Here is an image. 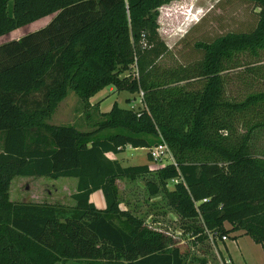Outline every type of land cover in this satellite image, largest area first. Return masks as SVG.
<instances>
[{"label":"trees","instance_id":"16d2710c","mask_svg":"<svg viewBox=\"0 0 264 264\" xmlns=\"http://www.w3.org/2000/svg\"><path fill=\"white\" fill-rule=\"evenodd\" d=\"M170 1L0 0V36L54 14L0 44V264H183L169 235L118 206L121 180L148 165L105 155L160 142L175 165L152 174L169 207L200 225L190 235L239 230L264 255V148H251L264 132V89H252L264 82V0H241L256 8L247 21L186 41L193 60L165 67L156 19ZM237 84L247 87L240 97ZM107 86L141 92V105L112 102L90 131L45 123L68 90L87 106ZM15 176L72 177L73 204L10 201ZM96 190L102 209L89 200Z\"/></svg>","mask_w":264,"mask_h":264},{"label":"rangeland","instance_id":"374dc122","mask_svg":"<svg viewBox=\"0 0 264 264\" xmlns=\"http://www.w3.org/2000/svg\"><path fill=\"white\" fill-rule=\"evenodd\" d=\"M254 10L256 8L241 0H173L159 6L156 19L157 32L169 50L168 57L161 60L163 66L173 65V61L177 63L193 60V53L188 50V46L184 45L186 41L190 45L194 40L204 36L210 37L215 33L234 29L242 23L244 18L247 21L251 11ZM53 15L44 16L1 35L0 44L43 27ZM261 88L264 89V82L252 86V89ZM109 89H112V92ZM246 90L247 87H242L240 84L232 87V91L238 93L237 97L244 94ZM105 93L109 94L104 97V100L102 99L98 108L95 106L100 99L98 97ZM126 95L125 91L107 86L95 98H91V103L88 102L86 106V103L73 91L68 90L44 121L46 124L71 125L81 131H90L94 128L95 122L100 119L99 111H106L113 100H117L118 106H129L131 109L141 105L138 93L133 94L130 99H125ZM34 97L37 98L38 95ZM124 148L119 159L123 166L143 163L148 165L146 148H132L128 145ZM251 148L253 151L264 148V132L256 131L253 134ZM69 179L72 178L15 176L9 183L8 198L13 202L31 201L71 206L73 201L69 198L72 192ZM146 180L148 184H145ZM166 187L170 189L172 182L167 181ZM118 206L129 210L146 223L158 227L169 235L180 250L183 264H224L225 261H230L227 251L233 256L235 264H258L263 260L260 246L252 242L247 235L240 234L239 230L230 232L225 240L216 238L213 243H210L207 238L201 241L193 238L190 235V229L198 228L200 225L193 219L180 217L169 207L164 194L159 191L152 170L143 176H137L134 180H121ZM224 226L227 228L229 225L225 223ZM233 236L235 238H232ZM54 264L86 263L80 260H59Z\"/></svg>","mask_w":264,"mask_h":264},{"label":"built area","instance_id":"2783aa9c","mask_svg":"<svg viewBox=\"0 0 264 264\" xmlns=\"http://www.w3.org/2000/svg\"><path fill=\"white\" fill-rule=\"evenodd\" d=\"M138 95L141 97V92L138 93ZM147 154L149 156V163H148V169L149 170H154L157 167L163 166L166 163H171L175 165V162L171 156V153L167 147V145L164 142H160L156 145L151 146L150 148L147 149ZM175 179H171V182H175ZM207 235V239L210 243H213L214 240L212 237V234L209 233L208 231H205ZM226 236H221L219 239L225 240ZM218 239V238H217ZM225 262H228L225 261Z\"/></svg>","mask_w":264,"mask_h":264},{"label":"crops","instance_id":"0c3cea01","mask_svg":"<svg viewBox=\"0 0 264 264\" xmlns=\"http://www.w3.org/2000/svg\"><path fill=\"white\" fill-rule=\"evenodd\" d=\"M101 91V90H100ZM99 91V92H100ZM109 91L110 92H112V89H109ZM99 92H97L96 94H94L93 96H91L88 100V102H90L91 103V98H95L97 95H98V93ZM109 92V93H110ZM109 93H105L104 95H102V96H99L98 98H100L99 100H98V102L96 103V105L95 106H98V108H99V105H100V102L101 101H103L104 100V97L105 96H108V94ZM126 96H124V98L125 99H130L131 97H132V95L133 94H130V93H127L126 92ZM103 99V100H102ZM116 102L117 100L115 99V100H113V102ZM112 104V103H111ZM111 104L109 105V108H110V106H111ZM108 108V109H109ZM125 108H130L129 106L128 107H125ZM107 109V110H108ZM131 109V108H130ZM106 110V111H107ZM99 111V110H98ZM100 113L101 112H105V111H99ZM125 149V148H124ZM147 150V149H146ZM122 152V151H121ZM121 152H119V153H116V154H113V153H106L105 155L108 157V158H110V159H115V160H117L119 163H120V156H122V154H121ZM147 152V151H146ZM110 154V155H109ZM146 156H147V153H146ZM148 158V157H147ZM148 160V159H147ZM121 164V163H120ZM122 165V164H121ZM123 166V165H122ZM124 166H126V165H124ZM64 178H67V177H64ZM68 178H72V177H68ZM69 180H71L70 182H71V188H72V192L74 191V186H75V179L74 178H72V179H69ZM71 192V193H72ZM89 200L95 205V207L96 208H98V209H102L103 207H104V200H103V198H102V194H101V192L99 191V190H96V191H94V192H92V193H90V195H89ZM224 245H225V243H224ZM226 248V247H225ZM226 251H227V248H226ZM227 254H228V256H229V260L233 263V264H235V262H234V259H233V256L231 255V253L229 252V251H227ZM264 261V255H263V260H262V262ZM261 263V262H260ZM259 264V263H258Z\"/></svg>","mask_w":264,"mask_h":264}]
</instances>
